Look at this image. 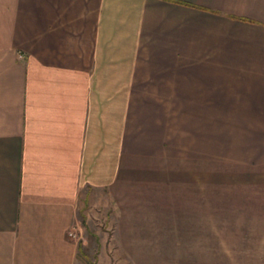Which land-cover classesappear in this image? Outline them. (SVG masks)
<instances>
[{
  "label": "crops",
  "instance_id": "obj_1",
  "mask_svg": "<svg viewBox=\"0 0 264 264\" xmlns=\"http://www.w3.org/2000/svg\"><path fill=\"white\" fill-rule=\"evenodd\" d=\"M205 197L264 264V0H0V264H82V216L151 263Z\"/></svg>",
  "mask_w": 264,
  "mask_h": 264
},
{
  "label": "rangeland",
  "instance_id": "obj_2",
  "mask_svg": "<svg viewBox=\"0 0 264 264\" xmlns=\"http://www.w3.org/2000/svg\"><path fill=\"white\" fill-rule=\"evenodd\" d=\"M201 201L203 202L204 208L203 210L200 211L199 226L196 224L197 217L193 214H190L193 211L191 206H187L188 208L183 209V207L180 206L183 203H186V201L183 200L176 201L175 211L177 212V215L170 217V219H175L174 220L175 227H180L183 225V223L186 224L185 227L188 230L187 232L184 233L185 238L179 242L178 233H176V237L174 241H168L167 239L163 240L165 238H162L161 239L163 241L162 243L175 242L179 246L172 248H159L161 255L159 257L152 258L153 261L151 263H128L125 262V260H128L125 257L110 258V259L100 258V255H102V252L105 249V244L107 243V241H109L111 236V232H110L111 226H109L108 221L106 220L107 217L106 216L99 217V221H97L98 223L97 225L95 224V220L92 221L89 217H85V218L83 216L80 217L81 221H79L80 230L78 237H80L81 235L82 236L81 240L83 241L82 242L83 246H81L82 251L80 255L82 264H211L209 263V257H208V230H207L208 226H207V214H206V204H207L206 197ZM178 203L180 204L178 205ZM181 222L182 224H180ZM197 227L199 229L198 231H197ZM162 235H166V234H162ZM222 236L223 233L220 234L219 238L222 239L223 238ZM218 240L219 239L217 235V241ZM153 242L155 241L152 240L151 243ZM107 244L109 245V243ZM218 249L219 248H217V251ZM219 254L220 253L217 252V255ZM117 259L119 260L118 262ZM111 260H113V262ZM226 264H235V263H226Z\"/></svg>",
  "mask_w": 264,
  "mask_h": 264
},
{
  "label": "built area",
  "instance_id": "obj_3",
  "mask_svg": "<svg viewBox=\"0 0 264 264\" xmlns=\"http://www.w3.org/2000/svg\"><path fill=\"white\" fill-rule=\"evenodd\" d=\"M69 236L72 237V238H76V234L75 233H70Z\"/></svg>",
  "mask_w": 264,
  "mask_h": 264
}]
</instances>
